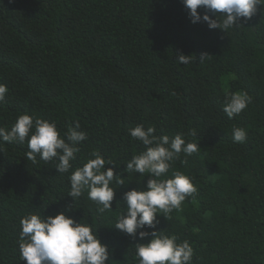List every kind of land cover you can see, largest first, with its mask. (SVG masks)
<instances>
[{"label":"trees","instance_id":"obj_1","mask_svg":"<svg viewBox=\"0 0 264 264\" xmlns=\"http://www.w3.org/2000/svg\"><path fill=\"white\" fill-rule=\"evenodd\" d=\"M237 23L226 32L192 23L183 0H0V84L8 88L0 127L10 130L27 113L54 121L61 135L79 121L88 136L64 174L56 159L28 160L27 139L0 141V264H26L22 217L61 211L97 229L106 264H138L136 243L149 238L114 224L124 193L146 188L149 178L123 171L145 150L129 134L141 124L201 145L162 177L181 171L197 192L167 219L157 214L155 230L187 240L191 264H264V6ZM180 53L189 63L176 60ZM231 92L252 100L229 119ZM235 127L246 130L244 142L233 141ZM93 151L113 162L105 170L125 176L124 185H112L113 209L103 214L87 190L74 202L68 195L71 171Z\"/></svg>","mask_w":264,"mask_h":264},{"label":"clouds","instance_id":"obj_2","mask_svg":"<svg viewBox=\"0 0 264 264\" xmlns=\"http://www.w3.org/2000/svg\"><path fill=\"white\" fill-rule=\"evenodd\" d=\"M189 10L192 23L203 20L210 29L224 32L238 26L241 18L250 19L257 11V6H264V0H183ZM198 8L207 10L201 16ZM211 12L215 18L208 14ZM181 64L190 61V55L180 53L176 59ZM8 88L0 84V101H3ZM247 92L225 94L224 111L229 119L239 115L251 103ZM77 121L63 135L54 121L34 118L27 113L19 115L11 129L0 127V141H18L27 139V159L36 163L37 156L45 161L58 160V173H69L72 161L80 152L79 144L88 139L87 133L79 130ZM154 126L147 129L137 125L129 129L132 138L140 141L145 150L134 155L123 169L128 174L139 173L149 177L146 188L131 189L123 195L125 211L121 213L114 227L128 235L141 239L148 237L146 243H136L135 256L138 264H191L193 248L187 240L178 242L174 234H165L155 230L157 214L166 219L173 210H179L182 203L197 192L192 178L181 171L173 170L170 178L165 177L173 163L180 158L196 153L199 142H186L183 134L157 136ZM196 135L195 132L191 133ZM234 142L247 139L242 127L232 129ZM91 158L81 167L75 168L69 175L70 191L73 202L87 190L88 199L97 205V212L103 214L112 210L115 190L112 185H124V175L115 172L112 167L105 170L106 160L102 154L93 151ZM118 166V165H117ZM19 254L26 264H106L109 258L108 246L101 242L97 229L86 223L77 222L72 216L61 211L45 217L38 213H29L20 220ZM152 229L151 232L143 230ZM139 230V231H138Z\"/></svg>","mask_w":264,"mask_h":264}]
</instances>
